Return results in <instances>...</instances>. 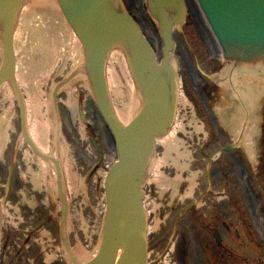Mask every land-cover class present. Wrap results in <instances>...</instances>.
Segmentation results:
<instances>
[{"label": "rangeland", "instance_id": "1", "mask_svg": "<svg viewBox=\"0 0 264 264\" xmlns=\"http://www.w3.org/2000/svg\"><path fill=\"white\" fill-rule=\"evenodd\" d=\"M119 1L122 7L135 14L143 31L162 57L161 30L148 8L147 1ZM202 18L196 1H191L185 23L175 32L177 39L175 61L183 80V94L176 124L177 139L175 144L171 143L172 141L168 143L161 141L153 160V164L155 166L159 164L163 174L170 178L172 183L168 185L159 183L150 169L144 186L146 203L152 211L150 222L152 229L162 226V231L157 235L164 240V235L165 238H169L174 233L175 221L179 218L178 225L185 236L179 257L181 263L184 258L185 264H264V178L258 171V168H261V155L264 154L260 143L264 144V139H260L262 134L259 132L264 124V78L255 79L256 82L253 83V91L258 97L256 108L247 100L238 98L237 91H242L247 85L237 76L239 73H245V70L241 65L235 66L222 61H219V66H213V62L219 57L215 53L216 42ZM67 45L61 47L62 55L56 56L47 73H40L41 75L35 79L40 95L37 117L43 122L42 140L47 143L46 145L50 141V146L56 147L57 136L53 128L57 121L56 109L61 115L63 131H60V138L65 144V153H62L61 157L67 170L66 180L72 203L67 230L70 231V239L76 252L79 257H83L82 254L87 256L89 253L92 254L100 241L107 206L104 176L117 154L113 133L99 110L93 91L83 81L72 84L73 79L81 74L79 68L75 70L74 58L79 52L80 45L77 46L71 40ZM15 47L18 51L24 47L19 35L16 36ZM71 49H77V52L70 54ZM2 52L0 31V65L3 59ZM110 64L114 71L120 74L123 81L121 88L126 90L127 82L131 79V71L125 73L117 59ZM201 68L210 73L212 80L205 78ZM72 72L74 73L72 79L67 82L72 84L71 90L67 88V84L59 87L55 101L52 95L54 84ZM261 72L264 73V69ZM18 81L27 108L29 104L30 112L27 111L31 128V122L33 123L35 117L28 100H31L32 94L27 89V84L19 79ZM12 89L9 82L0 88V191L3 199L5 192H12L13 205L10 207L3 200L4 241L9 220L6 215L8 207L15 217L21 212L20 202L28 198L30 202L35 201L33 206L36 207L38 200L35 197L41 199V194L34 195L30 185L23 192H19V187L14 191L10 189L6 148L10 137L18 140L20 132V108ZM112 97L117 105L121 104L122 95L112 93ZM78 104L83 106L87 122L81 118ZM254 118L257 131L249 138L248 143L251 141L253 144L249 149L244 147V143L247 142L246 131L251 127ZM34 126L33 132H36ZM217 127L223 129L224 138L215 133ZM237 127L239 130L244 127V135L240 134L236 139ZM94 138L103 147L102 161H99ZM234 139L237 144L242 145L237 148L234 146L229 151L223 150L222 154L213 156L209 162L208 158L218 147L219 141L222 140V143L226 144ZM26 151V145H22L21 152ZM214 158H217L215 162ZM220 192H227L231 200L223 199L224 196ZM192 203L189 212L184 214L182 208ZM14 207L19 208L17 213ZM218 208H223V214L218 212L220 211ZM24 214L26 215L25 211ZM189 214L191 215L187 216ZM200 215L202 223L199 221ZM17 216L13 220L18 223L20 220ZM168 216L170 217L165 223ZM215 217L218 219L221 217V221L227 220L231 225L230 229H218L223 233L221 234L224 245L221 247L215 245L217 241L211 225L216 221ZM0 259V264H4L3 261L9 264V254L6 250Z\"/></svg>", "mask_w": 264, "mask_h": 264}, {"label": "water", "instance_id": "2", "mask_svg": "<svg viewBox=\"0 0 264 264\" xmlns=\"http://www.w3.org/2000/svg\"><path fill=\"white\" fill-rule=\"evenodd\" d=\"M24 0H0V24L4 28L5 59L0 83L14 80L13 28ZM86 50V68L101 111L114 131L119 160L106 179L109 200L104 239L98 255L86 264H145L148 214L141 186L155 148L156 137L171 125L177 107L179 80L167 63L173 42L165 48L162 64L156 61L149 41L133 19L114 0H59ZM164 38L171 37L172 22L184 17L183 0H150ZM215 29L220 46L227 50L264 51V0H200ZM176 6L171 16L169 7ZM173 17V20H170ZM115 44L126 50L144 101L128 125L115 113L108 91L105 67ZM171 49V50H170ZM15 84V83H14ZM22 119L24 106L20 92ZM121 249L120 256L117 255Z\"/></svg>", "mask_w": 264, "mask_h": 264}, {"label": "bare ground", "instance_id": "3", "mask_svg": "<svg viewBox=\"0 0 264 264\" xmlns=\"http://www.w3.org/2000/svg\"><path fill=\"white\" fill-rule=\"evenodd\" d=\"M145 1H147L148 4L150 5L149 7H151L150 0H145ZM191 1L192 2L196 1L199 8V12L203 17L202 21L204 25L207 27V30H209L208 32L213 33V37L216 42L215 53L221 57H224V54L234 57L233 65L235 66L242 65L248 71L245 73H239L237 76L242 78V82L247 85V86L245 85L246 87L242 91H237V96L242 100L245 101L248 100L249 103L252 104L254 108H256V106L258 105V101H257L258 97L257 94L253 91L254 88L253 83L256 82L255 79L260 80V78L262 79L264 78V76H262L264 73L261 72V70L264 69V51H259V52L249 51L248 53H245L242 50H238V49L227 50L224 44L220 46L216 33L213 32L214 28L209 18V15L207 14V10L200 2V0H183L184 17L179 22V24L176 22H172V26H171L172 32L174 31L175 28H178L180 25H182L183 21L187 18L188 7ZM175 7H176L175 5L169 7L170 14H174L177 11L176 9L177 7L176 8ZM62 8L63 5H59L57 0H24L23 5L18 13L17 21L15 24L14 45L17 35H19V37L22 38L24 45V47L19 51L16 49V47H14L16 77L20 81H23L24 84L28 85L27 89L32 94L31 100L28 101H30V105L31 107H33L32 113L33 116L35 117V120H33V123L31 122L32 125L30 130L33 137L37 136L40 139L43 138L44 127H43V122L37 117L40 95L38 93V86L37 83L35 82V79L38 77L40 73L42 74L47 73L48 68L51 67V64L56 59V56L62 55L63 49H61V47L68 46L67 43L69 40L73 41L74 44H77V46L80 45V49H78L79 52L76 54V56H74V58H75V69L79 68L81 70V74L75 79H73L74 82L72 84H74L75 82L83 81L87 86H89L90 89H92L84 65L85 49L83 48L82 41L80 37L77 35V32L73 24L67 20L64 12L62 11ZM126 12L130 14L131 11L126 8ZM156 18L158 19L157 16ZM170 20L172 21L173 17H170ZM37 21H39L38 24L36 23ZM175 32L173 34L171 33L172 35L170 38H168L167 40L166 39L163 40L162 57L159 55L155 47L153 48L152 46V49L156 61L159 64H162L165 58L166 44L168 42H173V48L172 50L170 49L171 51L167 59V63L168 65H170L172 68L175 69L176 78L180 80V89H182L183 80L180 69L178 68L177 63L175 61V54H174L175 49L177 47V39L175 37ZM144 33L142 35L149 40V37ZM74 51L77 52V49H71L70 54H73ZM114 59H117L120 62L125 73H127L128 70L129 72L131 71L129 56L126 50L124 49V47L120 44H115L111 48L107 56L106 74H107L110 94L112 95V93H115L118 96L122 95L121 97L122 100L120 105H117L114 98L113 97L112 98H113L115 111L118 117L121 119L123 123L127 124L133 119L135 113L139 109L141 104L140 101L141 98H143V96L141 97L139 88L133 78L134 77L133 73H130L131 79L127 82L126 90L121 88L123 81L120 78V74L115 72L114 68L111 67L110 64ZM72 76L70 79L68 78V76H65L63 83L67 84V82H69L72 79ZM5 83L7 82H3L0 85V88ZM72 84L70 83L67 84V88L69 90H71ZM182 94L180 92L179 103L181 101ZM27 110L30 112L29 104ZM178 113H179V105H178L175 121H172V125L168 127L166 133L162 134L161 137L157 139L158 143H160L161 141L163 143H168L171 141H172L171 143L173 144L176 143L175 142V140L177 139L176 124L178 119ZM254 121L255 118L252 120L251 127L248 130V132L251 135L254 132L256 126V123ZM34 122H36V126H34ZM33 126L36 128V132H33ZM238 130L239 128L237 127V131ZM237 131L235 130V133ZM246 138L247 139L250 138V136H248L247 133H246ZM42 143L44 146H46V144L43 141ZM149 167L150 169L153 170V173L156 175L155 178L159 183L161 182V184L163 185H168L172 183L170 178H168L166 175L163 174V171L160 169L159 164H156L155 166L151 161ZM176 184H178L177 181ZM98 247L99 245H97L96 247L97 249H95V252L96 250H98ZM147 252L148 255L145 264H147L150 257V251L147 250ZM82 255L84 257L83 258L81 256L82 260L87 259L86 257L89 256V255L87 256L86 254H82Z\"/></svg>", "mask_w": 264, "mask_h": 264}, {"label": "flooded vegetation", "instance_id": "4", "mask_svg": "<svg viewBox=\"0 0 264 264\" xmlns=\"http://www.w3.org/2000/svg\"><path fill=\"white\" fill-rule=\"evenodd\" d=\"M9 152L10 164L16 155L14 172L15 169L17 171V175L13 174L11 179V190H17L19 187L20 192L22 188L30 185L35 195H38V193L41 194V199H38L36 207L32 206L33 209L31 207L32 204L29 202L26 205L23 203L24 206L22 208L28 215L23 217V223L20 224L17 230L11 229L8 224L1 254H3L4 250L7 251L9 254V264H67L65 256L62 254L65 241H63L64 238L59 215L54 213L55 209H61L59 205L62 204V189L57 181V163L54 159V161H49L51 173L46 174V180L51 177L52 173L55 175V191L57 195L54 200L50 195V188L47 181L41 182L40 186H37L36 175L42 171L43 167L40 161L33 157L30 150L26 152L15 151L12 146H9ZM43 166L48 167L49 165ZM22 171H25V174ZM11 194L12 192H7L8 201H10ZM224 198L226 199V197ZM218 209L224 212L222 208ZM162 242L163 239L158 237V235L154 234L152 236L151 247L153 249L151 253V264L161 263L162 258H159L160 251L158 249ZM60 243L63 245V248ZM166 244H164V250L167 249L169 242L167 247ZM173 258L176 257L173 256ZM3 263L7 264L4 261ZM175 264H179L177 260Z\"/></svg>", "mask_w": 264, "mask_h": 264}]
</instances>
